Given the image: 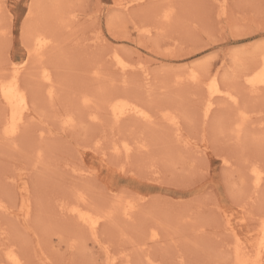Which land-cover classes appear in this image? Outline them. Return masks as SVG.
I'll return each instance as SVG.
<instances>
[{"label": "rangeland", "instance_id": "rangeland-1", "mask_svg": "<svg viewBox=\"0 0 264 264\" xmlns=\"http://www.w3.org/2000/svg\"><path fill=\"white\" fill-rule=\"evenodd\" d=\"M0 1V83L28 58V31L54 42L25 65L28 110L11 140L0 96V264H11V250L23 264H235L239 245L253 258L264 87L253 91L245 74L264 50V0ZM114 53L133 65L127 74ZM211 74L237 99L215 96L204 117ZM116 95L147 108L151 122H115L107 103ZM76 206L100 217L95 235Z\"/></svg>", "mask_w": 264, "mask_h": 264}, {"label": "bare ground", "instance_id": "bare-ground-1", "mask_svg": "<svg viewBox=\"0 0 264 264\" xmlns=\"http://www.w3.org/2000/svg\"><path fill=\"white\" fill-rule=\"evenodd\" d=\"M118 3H120V2H118ZM0 4H1V1H0ZM35 4H37V3H35ZM60 7H61V4H60ZM32 8H34V5ZM37 10H38V8H37ZM35 13H37V12H35ZM29 15H31V14H29ZM32 18H33V16H32ZM29 20L31 21V17L26 21L25 27L28 26V28H29V26H30ZM28 32H29V34H27L28 58L24 59V61L20 65H16L15 63H13L12 68L9 70L10 73H9V75H7V76H9L8 81H4V82L0 83V96L5 100V102L7 103L8 107H9V117H8V119L5 120L4 132H3L4 137L7 140H11L14 136H16L18 134V132L21 128V125L23 124V122L25 120L26 112L28 110V98L29 97L27 96L26 90L21 85L23 82L22 73H23V70L25 68V65L27 62H29V60L31 58H36L37 60L43 59L46 52L54 44V42L52 41V39L50 37V34H48L47 32H44V31H40V32L35 31L34 32L33 30L28 31ZM113 57H114L113 60L115 61L116 66L118 67V69L123 74H127L130 71V69L133 67V65L130 64L125 59H123L119 53H114ZM144 70H145V68L143 69V71ZM189 75H190V78H189L190 80H192V81H198L199 80V73L197 71L194 70ZM245 76H246L245 77L246 82L249 84L250 88L253 91L259 90V89L264 87V50L263 49L261 50V53L259 54L258 61L256 62V64L252 68H250L246 72ZM209 77H210L209 79H211V83L207 87L208 92H209V96H208V99L206 100V103L204 106L205 107L204 117H208L210 115V113L212 112L214 102H215L214 101L215 96H218V95L221 97L224 96L223 98H225V97L229 98V101H230V99L231 100L235 99L231 95L232 93L230 94L229 92L221 89V86H220L221 83H219V82H221L219 80L221 78H218L216 74H211ZM41 82L44 85V88L47 91L48 95L52 96L54 94L55 88L53 86L54 81H53L52 70L49 69L48 67L47 68L43 67ZM89 101L90 100H88V99L86 100V102H89ZM135 102L136 101H132L129 99H120V95H116L114 97H111V99L109 100V102L107 104L109 105L110 114L112 115L113 120L115 122H119V121H122L123 119H125L127 117H132V118H135L137 120L144 121V122H151V120H152V116L150 115L151 113H149L147 111V108L140 105L139 102H138L139 104L135 103ZM166 118H167V116H166ZM168 119L170 120V122L172 124H174V125L178 124V121L176 120V118L174 116H170ZM120 148L117 147L115 150H120ZM122 149L127 151V152H129L131 150L128 143H124ZM253 169H254L253 173H254L255 178H256L255 182H254V186L256 188H259L261 186L263 180H264V171L259 170V168L258 169L253 168ZM21 189H22L21 195H23L24 197L27 196L26 183H22ZM24 199L26 200L27 198H24ZM26 201H23V203ZM29 204L31 206V203H29ZM80 205H81V203H80ZM126 205L127 206L124 209V213L127 217H129V216H131V214H133L132 211L135 209L134 208L135 205L131 201H128L126 203ZM22 207H23V205H22ZM28 208H29V206H28ZM28 208L26 209L27 215L30 214V211H27V210H29ZM80 208L78 206H76L72 209V212H74L77 215V219L81 220V222L84 224V227L86 225L88 227V229H90V231L95 235L97 232L96 230H97L98 225H99L100 217L94 215L95 213H92L90 211H85V210H82ZM257 234L259 236V242H257L258 239H256L257 244H254V246H252V247H254V251L256 250L255 256L252 258V256L249 253V250L247 251L248 248H246V247L243 248V247H241V245L236 246L235 264H264V220L262 222L261 229H259V232ZM150 237L153 240L157 239L159 237V232H157V230H153ZM252 239L255 240L254 238H252ZM241 242L243 243V241H241ZM247 244L249 245V243H247ZM242 245H244V243ZM7 254H8V259L10 260L11 264H23L21 257L14 250H11L9 253L7 252Z\"/></svg>", "mask_w": 264, "mask_h": 264}]
</instances>
